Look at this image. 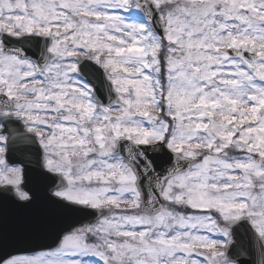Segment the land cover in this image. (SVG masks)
Masks as SVG:
<instances>
[{
	"label": "snow or ice",
	"instance_id": "obj_1",
	"mask_svg": "<svg viewBox=\"0 0 264 264\" xmlns=\"http://www.w3.org/2000/svg\"><path fill=\"white\" fill-rule=\"evenodd\" d=\"M0 201V264H264V0H0Z\"/></svg>",
	"mask_w": 264,
	"mask_h": 264
},
{
	"label": "water",
	"instance_id": "obj_2",
	"mask_svg": "<svg viewBox=\"0 0 264 264\" xmlns=\"http://www.w3.org/2000/svg\"><path fill=\"white\" fill-rule=\"evenodd\" d=\"M26 179L28 180V186L31 187L33 190L37 191L40 197L39 204L40 206H43L46 202L45 182L34 170L26 172ZM0 212H4L11 217L17 214L18 209L10 202L0 201ZM92 219L93 217L91 213L87 211L75 212L70 214L68 217L69 222H79L83 223L86 226L89 224L90 221H92ZM44 243H51V241L47 240L44 241Z\"/></svg>",
	"mask_w": 264,
	"mask_h": 264
},
{
	"label": "flooded vegetation",
	"instance_id": "obj_3",
	"mask_svg": "<svg viewBox=\"0 0 264 264\" xmlns=\"http://www.w3.org/2000/svg\"><path fill=\"white\" fill-rule=\"evenodd\" d=\"M241 239L245 240V241H249V238L247 236H243ZM248 242H246L245 244H247Z\"/></svg>",
	"mask_w": 264,
	"mask_h": 264
}]
</instances>
